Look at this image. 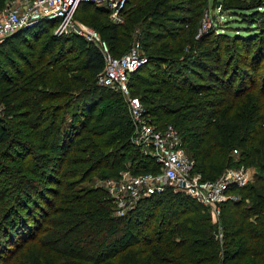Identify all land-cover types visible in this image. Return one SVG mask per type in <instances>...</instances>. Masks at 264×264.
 <instances>
[{"label":"trees","instance_id":"trees-1","mask_svg":"<svg viewBox=\"0 0 264 264\" xmlns=\"http://www.w3.org/2000/svg\"><path fill=\"white\" fill-rule=\"evenodd\" d=\"M217 2L244 19L245 33L220 32L210 18L195 37L205 0H127L120 23L86 1L74 16L89 12L81 20L113 55L139 42L147 61L130 73L129 92L155 126L176 128L203 179L256 169L232 188L238 198L221 202L218 224L171 189L114 215L105 190L84 183L157 164L132 144L122 96L96 84L100 50L53 34L52 20L3 37L0 264H264V0Z\"/></svg>","mask_w":264,"mask_h":264},{"label":"built area","instance_id":"built-area-1","mask_svg":"<svg viewBox=\"0 0 264 264\" xmlns=\"http://www.w3.org/2000/svg\"><path fill=\"white\" fill-rule=\"evenodd\" d=\"M80 1L82 0H24L15 5L6 2L0 11V39L39 21L52 20L53 34L75 33L100 50L104 61L96 75V84L119 91L123 95L132 123L130 140L157 164V168L151 171L131 173L129 169H124L115 177L95 178L94 186L105 190L112 202L114 215L124 216L141 198L171 189L193 198L210 213L212 222L218 224L221 202L238 198L232 188L242 187L251 181V168L244 165L226 167L217 177L203 179L194 170V159L183 147L176 128L171 124L162 128L155 126L146 115L140 99L129 92L130 73L147 61V55L140 50L139 42L134 40L124 53L113 55L107 42L94 27L74 19V12ZM87 1L106 8L112 22H122L127 0ZM210 24V16L205 12L199 31L207 29ZM216 237L221 239L220 230Z\"/></svg>","mask_w":264,"mask_h":264},{"label":"rangeland","instance_id":"rangeland-1","mask_svg":"<svg viewBox=\"0 0 264 264\" xmlns=\"http://www.w3.org/2000/svg\"><path fill=\"white\" fill-rule=\"evenodd\" d=\"M22 1H24V0H8V2H10V5H15V4L20 3ZM86 1L87 0H82L80 2H86ZM203 6L205 7V9H204V11H203L202 14L204 15L205 12H208L210 18L214 19L216 21V23L223 28V29L219 30L220 32H225V33H228V34H231V35L236 34V33H245V30L246 29H244V27L246 25H245V23L241 22L244 19L241 18V17L236 19V18H234L232 16L233 14H237L236 11L223 10V11L219 12V7H216V8L213 7V0H205V3H204ZM217 6H218V4H217ZM88 14H90V13L82 10V8H81V10H79L75 14L74 19L82 21L81 19H84L85 18V19L88 20L89 17L86 18V15H88ZM212 19H211V21H212ZM211 25H212V22H211L210 26ZM210 26L207 29H205V30L199 31V28L201 27V24H200V26L198 27L197 32L195 34V37L200 36L201 34H204L205 32H207V30L210 28ZM2 39L3 38H1L0 41ZM14 43H18V42L17 41H14ZM263 65H262V67H263ZM8 71H10V69H8ZM113 91H115V90H113ZM115 92L116 93H119L122 96V98H123V95L119 91H115ZM123 100L125 101L124 98H123ZM126 107H127V104H126ZM127 111H128V109H127ZM66 118L69 120V118H71V117H70V115H68V116H66ZM233 153L237 154V151L236 152H233ZM250 168H251L252 175H253V173L255 172L256 169L254 167H250ZM95 178H96V176H94L92 178V181L91 182H87V183H84V184L85 185H94ZM207 213L209 214V216H211L209 212H207ZM25 246H27V245H25ZM20 252L21 251H19L14 256V258H13L14 261L18 259V257L20 256Z\"/></svg>","mask_w":264,"mask_h":264},{"label":"water","instance_id":"water-1","mask_svg":"<svg viewBox=\"0 0 264 264\" xmlns=\"http://www.w3.org/2000/svg\"><path fill=\"white\" fill-rule=\"evenodd\" d=\"M217 4H219V2H217Z\"/></svg>","mask_w":264,"mask_h":264}]
</instances>
